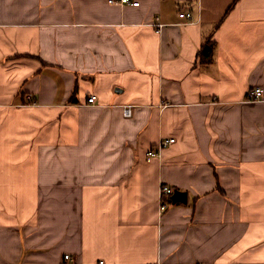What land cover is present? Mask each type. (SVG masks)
Wrapping results in <instances>:
<instances>
[{
    "label": "crops",
    "instance_id": "crops-1",
    "mask_svg": "<svg viewBox=\"0 0 264 264\" xmlns=\"http://www.w3.org/2000/svg\"><path fill=\"white\" fill-rule=\"evenodd\" d=\"M139 1L0 0V264H264V0Z\"/></svg>",
    "mask_w": 264,
    "mask_h": 264
},
{
    "label": "built area",
    "instance_id": "built-area-1",
    "mask_svg": "<svg viewBox=\"0 0 264 264\" xmlns=\"http://www.w3.org/2000/svg\"><path fill=\"white\" fill-rule=\"evenodd\" d=\"M110 3H122V4H129V5H134V6H137L140 4V1L139 0H109ZM179 16L182 17V18H190L192 16L191 12L189 11H181L179 13ZM162 23L159 24V27H158V31L161 29L160 27H162ZM264 94V90L263 88L261 87H254L252 88L249 93H248V98L249 99H252V100H257V99H260L262 98ZM29 98L32 100L33 97L32 96H29ZM97 100V95L93 94L91 96L88 97V101L90 103H95ZM33 102V101H31ZM124 115L126 116H132L133 115V108H132V105H125L124 106ZM174 141V138H170V139H166V140H162L161 144L162 145H165L169 142H173ZM158 155V151L155 150V149H150L148 152H147V156L148 157H153V156H156ZM174 192V189L171 185L169 184H162L161 186V191H160V209L162 211L166 210L168 208V206L170 205L171 201V195L173 194ZM65 258L66 259H69L70 258V255L69 254H66L65 255Z\"/></svg>",
    "mask_w": 264,
    "mask_h": 264
},
{
    "label": "water",
    "instance_id": "water-1",
    "mask_svg": "<svg viewBox=\"0 0 264 264\" xmlns=\"http://www.w3.org/2000/svg\"><path fill=\"white\" fill-rule=\"evenodd\" d=\"M172 203L184 202L188 201V193L183 190L175 189L173 194L171 195Z\"/></svg>",
    "mask_w": 264,
    "mask_h": 264
},
{
    "label": "trees",
    "instance_id": "trees-1",
    "mask_svg": "<svg viewBox=\"0 0 264 264\" xmlns=\"http://www.w3.org/2000/svg\"><path fill=\"white\" fill-rule=\"evenodd\" d=\"M210 49H211L210 46H208V47L205 49L204 54H205L206 56H210ZM206 56H205V57H206ZM170 201L172 202L171 199H170Z\"/></svg>",
    "mask_w": 264,
    "mask_h": 264
},
{
    "label": "rangeland",
    "instance_id": "rangeland-1",
    "mask_svg": "<svg viewBox=\"0 0 264 264\" xmlns=\"http://www.w3.org/2000/svg\"><path fill=\"white\" fill-rule=\"evenodd\" d=\"M175 190V189H174Z\"/></svg>",
    "mask_w": 264,
    "mask_h": 264
}]
</instances>
